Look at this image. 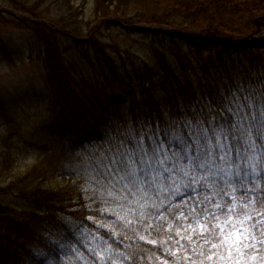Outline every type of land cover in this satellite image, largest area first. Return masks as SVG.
Masks as SVG:
<instances>
[{
  "label": "trees",
  "instance_id": "16d2710c",
  "mask_svg": "<svg viewBox=\"0 0 264 264\" xmlns=\"http://www.w3.org/2000/svg\"><path fill=\"white\" fill-rule=\"evenodd\" d=\"M6 1L32 20L45 22L17 19L0 12L1 30L31 31L44 45L41 68L54 103L51 118L58 127L66 158L86 151L101 152V162L106 165L121 142L124 148L131 147L133 137L143 135L150 152L157 144L164 146L161 156L168 157L164 167H176L173 172L164 173L157 166L160 176L155 181V172L138 173L131 192L125 188L127 181L113 168L112 174L118 179L111 183L110 211H98L102 208L95 202L96 196L88 200L78 187L61 188L54 169L32 167L24 177L31 178L32 188L21 195L39 208L44 204L46 210L20 212L0 206V215L5 216L1 219L5 227L0 228V264H37L33 252H48L50 242L44 234L47 230L58 231L60 243L70 238L74 243L70 222H84L87 217L108 219V225L115 228L113 232L91 226L100 251L108 256L106 264H219L215 256L206 260L200 255L217 251L211 243L204 244L194 236L192 244L187 240L177 244L180 238L175 229L168 231V224L194 225L193 209L196 213L207 209L223 220V212L229 206H235L237 215L250 213L249 240L236 258L264 264V38L259 37L258 31L241 35L232 24H226L239 15L240 6L242 16L258 13L264 19V0H82L79 4V0ZM89 3L90 18L97 26L85 29L78 19L86 15ZM130 21L177 29L181 40L168 38L160 31H136L128 25ZM118 29L149 40L147 50L156 70L146 65L141 71L143 88L139 97L132 86L117 81L111 71L112 59L105 52L109 47L105 41L110 36L106 33ZM197 33L205 35L211 44L206 59L201 56L205 49H197L200 57L191 51L189 44L195 45ZM64 40L68 44H62ZM177 41L183 42L189 55L179 58V64L174 66L158 45L165 49L170 42L180 51ZM114 49L118 51V47ZM2 52H7L4 47ZM73 52L86 58L95 56L108 67L116 83L109 87L80 78L83 93L79 92L74 85L78 77L68 61ZM241 87H248L259 96L255 110L246 104L242 107L238 101ZM176 136L192 145L187 158L173 156L179 151ZM17 159L10 158L7 168L13 169ZM201 164L203 167H198ZM65 169L61 168V175ZM260 169L263 171L258 185L252 172L259 173ZM93 191L99 196L96 188ZM217 203L222 207L216 208ZM113 212L133 223L126 225ZM180 213L188 219L178 220ZM161 215L164 220L159 219ZM209 220L210 227L215 225L211 215ZM148 224L153 227L148 228ZM141 235L145 239H140ZM149 239L156 243H148ZM76 245L87 254L81 243ZM55 249L48 260L55 259L64 247L56 245ZM186 256L190 259L185 260Z\"/></svg>",
  "mask_w": 264,
  "mask_h": 264
},
{
  "label": "rangeland",
  "instance_id": "374dc122",
  "mask_svg": "<svg viewBox=\"0 0 264 264\" xmlns=\"http://www.w3.org/2000/svg\"><path fill=\"white\" fill-rule=\"evenodd\" d=\"M7 5L6 1L0 0V9L12 15H20ZM89 13L90 11L85 13V16L82 14L78 19L85 28L93 26ZM240 20L231 22L237 31H241L242 28L245 35L247 32L255 31V26H246L244 19L242 27ZM260 29L259 35L264 37V25ZM161 30L168 31L171 28L164 27ZM111 34L112 37L106 39V44L111 48L105 49L113 62L111 71L121 84L132 86L139 97V92L143 88L141 71L146 65L156 70L147 50L149 42L140 36H129L122 29L113 30ZM1 45L7 51L5 54L1 50ZM43 46L38 37H32L29 32H1L0 30V203L13 211L39 210L40 212L46 210L44 204L39 208L31 199L21 195L32 188V185L30 184L31 179H24L18 173L34 166L40 169L43 167L54 169L58 175L57 181L62 184L61 188L76 189L78 187L86 199L92 200L91 196L95 195V202L99 206H104L105 209L108 207L111 210V195H109L111 175L105 171L99 158L96 157L93 161L88 157H82L80 160L78 155H73L69 159L61 151L63 149L62 140L59 138L58 127L51 118L53 110L50 95L46 89L44 73L40 68L45 53ZM114 47H118V51ZM171 47V44L167 43L165 50L162 48L160 50L174 54L175 51L172 52ZM202 47H205V54L208 55V45ZM68 61L78 77V80H74L75 88L81 93H83L81 79L92 84L101 82L109 87L111 83H116L108 67L101 65L94 57L86 58L80 53L73 52ZM60 65L65 69L62 62ZM244 93L252 96L250 91H244ZM240 95L242 97L243 94ZM17 146L31 147L35 149V153L19 157L15 169L7 173L5 165L7 153L13 151L11 154H17L18 151H14ZM38 156L42 158V161L36 165L39 160ZM61 168H66L62 171L65 173L63 177H59ZM32 180H35V177H32ZM96 185L99 196L93 191ZM1 219L0 217V228L4 229L5 223ZM93 220L98 222L94 223ZM100 221L103 222L102 219L95 217L89 219L88 217L84 222H70L74 234L81 238L87 250L95 258V262L107 259V256L105 257L99 250L95 233L91 229L92 225L100 226ZM97 253L100 255L98 256Z\"/></svg>",
  "mask_w": 264,
  "mask_h": 264
},
{
  "label": "snow or ice",
  "instance_id": "6c2138e0",
  "mask_svg": "<svg viewBox=\"0 0 264 264\" xmlns=\"http://www.w3.org/2000/svg\"><path fill=\"white\" fill-rule=\"evenodd\" d=\"M175 138L178 141L179 151L174 152L173 156H176L178 159L187 158V151L192 147V145L188 144L179 136H176ZM149 139L151 140L152 137L149 136ZM133 140V145L127 148H124L123 142H121V147L117 148L116 152L111 157L110 165L103 166L109 175L112 174L113 168L117 173L121 174L120 178L127 181L125 188L129 192L132 191V187L130 186H135L137 184L138 173L150 175L155 172L156 175L152 176L153 181H155L160 176L159 168H163L164 173H171L176 167L175 164H173V167L171 168L164 167L165 161L168 159V157L161 156V152L165 151L162 144H157L150 152L148 147H146L143 143V135L139 137H133ZM121 148H124V150L122 151ZM181 153L184 154L183 157H181ZM157 166H159V168ZM198 167H203V165H198ZM180 171L183 172L185 176L188 175V173L184 171L183 168H181ZM109 195H112V193L109 192ZM205 199H208V197H205ZM215 207L221 208L222 206L217 203L215 204ZM98 211H110V209H102ZM193 213L194 215L192 219L195 220L194 225L192 223H188L186 226L183 223L168 224V231L175 229L176 236L180 238L176 240V243L179 244L180 240H187L190 244H192L194 242V236H198L204 244L211 243V247L213 249H217V251L212 252L210 255H206L203 252H201L200 255L204 256L206 260H212V258L215 256L219 260L225 261L226 264H231L232 250L235 249L237 253H241L242 241L247 239V237L244 235L242 226L245 224V220L250 217H247L244 213L237 215L235 206H229L227 211L223 212V220H221L220 216L209 213L207 209H205L204 213H196V210L193 209ZM113 214L116 215L118 220L126 221V225L133 223V221L127 220L126 216L121 215L120 213L113 212ZM209 215H211L212 220L216 221L215 225L211 227ZM89 219H93V217H89ZM159 219L164 220V216L161 215ZM177 219L184 221L187 220L188 217H186L184 213H180ZM93 222L96 223L98 221L93 220ZM99 223L101 227L108 228L110 231L115 232L114 227L105 224L102 221ZM147 227L152 228L153 225L148 224ZM159 227H162V225ZM159 227H157V231H159ZM228 229H231V231ZM140 239H145V237L141 235ZM213 240L216 242L213 243ZM147 242L155 244L156 240L149 239ZM56 245H59L61 248L63 247V245L60 244L58 240L53 239L47 245V253L44 251L36 252L37 264H51V261L47 258L48 256L55 254ZM222 248L228 253V256L221 254L219 250ZM172 254L175 255L176 253L172 252ZM97 255L99 256L100 254L97 253ZM100 258L103 259V257ZM184 259L188 260L190 257L186 256ZM165 264H167V262H165ZM193 264H195V262H193ZM200 264H203V261H201ZM235 264H240V261H235Z\"/></svg>",
  "mask_w": 264,
  "mask_h": 264
}]
</instances>
